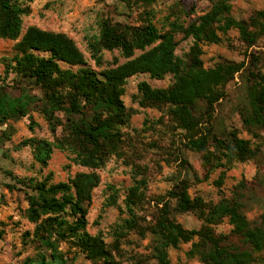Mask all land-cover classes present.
<instances>
[{
	"label": "trees",
	"instance_id": "obj_1",
	"mask_svg": "<svg viewBox=\"0 0 264 264\" xmlns=\"http://www.w3.org/2000/svg\"><path fill=\"white\" fill-rule=\"evenodd\" d=\"M33 1L0 0V37L16 40L23 34L24 16L30 14ZM141 1L144 4L141 24L99 15V35L88 40L97 65L104 63V50L116 49L129 59L122 65L98 73L85 66L83 52L67 34L37 26H30L22 35L15 46L18 53L1 59L6 75L14 73L19 94L0 86V122L19 119L36 109L46 117L54 134L62 127V134L54 141L34 137L21 144L32 148L35 161L42 167L48 165L55 148L67 151L73 162L91 169L101 168L111 156L120 155L126 143L123 129L131 116L122 100L124 85L126 78L137 72H149L153 77L173 74L174 82L166 88H153L141 82L140 104L168 107L170 116L185 131L186 145L204 151L208 169L252 157L249 141L238 137L235 131L220 137L212 125L207 128L202 125L205 117L213 118L215 103L224 96L223 87L246 63L222 60L207 68L200 58L201 44L220 42L219 32L237 28L247 47L255 45L259 35H264V10L249 20L236 19L228 2L217 0L210 10L188 24L174 20L168 27H159L154 22L155 0ZM179 33L194 38L193 46L184 56L175 52ZM36 51L48 55L41 56ZM137 51L142 53L135 56ZM61 61L79 67L64 68ZM251 73L254 80L247 86L251 107L243 121L248 127L253 124L264 127V75ZM201 103L206 104L204 112L198 111ZM98 182L95 172L80 173L70 182L53 183L51 175L44 179H18L16 184L21 187L13 188L26 194L29 204L26 215L35 224L34 243L38 250L36 259L29 258L23 264H70L72 248L92 264H121L114 248L100 235L87 230L85 205ZM189 187L187 179L175 183L156 215L151 231L159 264H184L172 263L167 252L169 247L182 242H191L190 253L198 255L204 264H254L255 255L264 252V214L258 222L251 221L242 201L224 198L216 204H207L201 196L191 198ZM171 201H176L183 210L197 212L204 220L201 228L186 229L178 222L172 214ZM127 204L131 215L127 224L136 228L139 222L133 207L137 203L129 198ZM226 217L244 247L232 244L227 234L215 231L214 225ZM195 238L198 240L194 241ZM64 245H68L66 250Z\"/></svg>",
	"mask_w": 264,
	"mask_h": 264
},
{
	"label": "rangeland",
	"instance_id": "obj_2",
	"mask_svg": "<svg viewBox=\"0 0 264 264\" xmlns=\"http://www.w3.org/2000/svg\"><path fill=\"white\" fill-rule=\"evenodd\" d=\"M217 0H155L154 22L169 26L170 21L182 24L192 22L197 16L211 9ZM236 19L249 20L256 12L264 10V0H226ZM141 0H34L30 14L24 16L23 34L30 26L43 30L61 32L72 38L86 59L85 66L98 73L103 69L117 67L129 59L119 50L102 53L103 64L97 65L88 47V40L99 35L98 18L109 16L113 21L141 24L144 11ZM22 34V35H23ZM0 37V86L19 94L13 80L14 73L6 75L2 58L13 57L16 44L22 38ZM220 42L201 44V59L205 67H213L222 60L245 62V68L224 87V96L215 103L212 119L205 117L202 125L213 126L223 137L235 131L238 137L248 140L252 157L235 161L213 170L204 160V151L189 148L185 131L165 109L142 106L139 84L147 82L153 88H166L173 84L171 72L163 77H153L149 72H137L126 78L122 100L131 111L125 132V145L120 155L111 156L105 165L91 169L76 164L67 151L55 148L46 167L35 161L29 145H21L29 138H44L54 141L62 134V127L54 134L46 117L36 109L19 119L0 122V264H23L27 259H36L38 250L34 243L35 224L26 215V194L13 188L18 179H44L51 175V182H70L80 173L95 172L98 184L86 202L87 230L100 235L114 248L121 264H159L154 250L151 231L156 215L168 200L167 192L180 179H187L191 198L201 196L207 204H216L221 199H238L244 203V211L251 221H259L264 214V127L253 124L248 127L243 119L251 107L247 86L254 80L253 73L264 75V35L260 34L255 45L247 47L237 28L227 33L219 32ZM176 54L184 56L194 44V38L179 33L176 36ZM137 51L135 56L141 54ZM251 53V55H250ZM38 55L48 53L36 51ZM61 65L77 70L79 65ZM14 88V89H13ZM204 112L205 103L199 104ZM210 144H212L210 142ZM213 150V145L210 146ZM215 163V162H214ZM161 197L166 199L161 200ZM136 201L135 214L139 226L131 228L128 199ZM174 218L186 229H200L204 220L195 211L180 208L171 201ZM217 233L227 234L232 244L243 246L242 238L233 232L234 225L228 217L214 225ZM198 239L195 238L194 241ZM192 243L182 242L169 247L168 257L172 263L204 264L198 255L190 253ZM244 247V246H243ZM68 245H64L66 250ZM69 254L70 264H92L75 248ZM254 264H264V252L256 254Z\"/></svg>",
	"mask_w": 264,
	"mask_h": 264
}]
</instances>
